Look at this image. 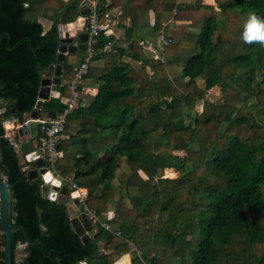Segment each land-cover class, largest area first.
Here are the masks:
<instances>
[{"label": "trees", "instance_id": "16d2710c", "mask_svg": "<svg viewBox=\"0 0 264 264\" xmlns=\"http://www.w3.org/2000/svg\"><path fill=\"white\" fill-rule=\"evenodd\" d=\"M110 1L108 7H98L104 11L121 7L120 22L128 18L131 23L126 47L114 46V52L92 60L84 79L92 80L96 94L68 116L63 135L71 123L78 126L77 133L61 140V157L54 166L58 176L91 192L86 205L102 220L108 206H114L112 218L104 221L120 236L98 227L97 236L83 244L71 228L66 206L41 197L40 178L27 180L18 156L2 138L1 127L2 118L23 121L34 108L41 72L57 64L60 14L65 23L77 19L76 0H0V110L5 111L0 115V178L11 187L8 225L21 227L35 243L26 245L21 232L13 230L11 264H115L130 253L128 243L142 251V261L148 264H264V225L255 221L264 219V45L245 43L241 36L250 13L264 17V0H213L215 7L201 0L179 5L174 20L185 36L164 48L169 57L165 63L144 58L137 43L158 29L138 19L149 11L155 16L170 12L176 0ZM46 11L56 18L44 32L38 19ZM111 39L99 36L95 48ZM85 55L82 50L65 57L63 82L54 88L57 96L43 102L40 118L63 110L67 84ZM125 58L140 65L139 70ZM228 63L243 70V101L231 98L222 105L204 101L207 91L214 87L224 91L234 79ZM167 67L179 68L181 79L187 81L163 76ZM196 80L203 81V89L196 88ZM249 99L254 100L253 117L263 118L261 123L250 122L245 115ZM180 101L189 113L203 101L191 126L184 123ZM188 135L201 139L199 150L175 158L172 152L189 151ZM93 136L99 137L95 153L89 142ZM187 162L191 168L186 171ZM123 164L129 173L116 177ZM166 170L178 175H159ZM156 198L165 201L162 213L173 211L163 230L154 213ZM237 239L243 245L233 253ZM4 241L0 225V264H4ZM18 245H24L19 262ZM157 245L163 247V255L148 257L144 250ZM249 247L260 251L251 254ZM144 263L133 253L129 264Z\"/></svg>", "mask_w": 264, "mask_h": 264}, {"label": "built area", "instance_id": "2783aa9c", "mask_svg": "<svg viewBox=\"0 0 264 264\" xmlns=\"http://www.w3.org/2000/svg\"><path fill=\"white\" fill-rule=\"evenodd\" d=\"M121 13H114L111 10H100L97 2L91 1L88 8V12L79 16L77 19L82 23L75 29V36L78 33H86L87 48L85 50V57L79 66L76 67L72 79L67 84L68 96L61 100L64 108L60 113L55 116H49L46 118H38L35 123L37 126L36 136L33 138V148L38 150L40 158L44 162V167L47 171L51 172L53 178H57L62 183L68 184V200L78 205L80 213L86 216L90 223L91 233H95L96 229L100 227L102 230L108 232L111 236L119 237L120 233L112 231L109 225L97 216L92 210L88 209L86 205L88 191L84 189H78L71 182L70 179L61 178L54 170V166L58 159L61 157V152L58 151V146L62 140L63 132L66 126L67 118L73 112H75L79 106H81V96L83 93V80L88 73L89 66L96 55L103 53L114 52V46L117 41L123 42L125 36H118L114 34V30L119 25ZM128 19V18H127ZM99 36L105 38H112L108 40L101 48L96 47V39ZM76 44L78 41L75 39ZM173 40L169 37H165L163 32H157L153 40L141 39L138 41L137 46L141 48L144 58L151 61H158L165 63L164 48L168 44H172ZM126 44V43H125ZM4 110H0V115L4 114ZM30 122L29 117H25L23 121H20L17 117L12 116L1 119V127L3 129L2 138L7 141L8 145L14 150L18 157H21L23 162L22 171L27 173V164L24 156L20 152V139L18 137L19 129H26ZM5 182V178L1 177ZM75 194V195H74ZM22 249L24 245H18ZM130 252L136 253L139 260L142 261V253L138 252L132 243H128Z\"/></svg>", "mask_w": 264, "mask_h": 264}, {"label": "water", "instance_id": "95a60500", "mask_svg": "<svg viewBox=\"0 0 264 264\" xmlns=\"http://www.w3.org/2000/svg\"><path fill=\"white\" fill-rule=\"evenodd\" d=\"M87 13V12H86ZM83 14V13H82ZM78 19L73 22L65 23L64 14L60 15L59 24L57 26V33L59 45L57 48L56 62L57 64L51 65L47 71H42V80L38 91L37 102L31 112L28 114L30 122L26 129L18 130V137L20 139V152L24 156L27 164V180H36L38 178L42 181L41 197L48 199L58 204H64L70 218V225L73 232L80 237L83 244H87L91 238H95L97 234L89 235L91 232L90 223L86 216L79 215L76 206L73 202L68 200V190L61 186V182L57 178H53L51 172L47 171L44 167V162L40 158L38 150L33 148L30 139L36 136V123L35 121L40 117V109L43 102L49 101L51 87L61 85V64L64 62L65 55H74L77 51H85L87 48V34L78 33L75 36V29L70 27L73 23H77ZM75 39L78 44L74 43ZM46 73L52 76L47 77ZM83 104L81 103V106ZM28 138V139H26ZM46 174H49V181H46ZM11 187L0 178V225L3 229L5 236L4 241V264H11V232L19 230L26 240V245L33 246L35 243H30L27 239L23 229L19 226H9L7 222L8 215L11 212L12 200L10 195ZM91 192H88L87 198L89 199Z\"/></svg>", "mask_w": 264, "mask_h": 264}, {"label": "rangeland", "instance_id": "374dc122", "mask_svg": "<svg viewBox=\"0 0 264 264\" xmlns=\"http://www.w3.org/2000/svg\"><path fill=\"white\" fill-rule=\"evenodd\" d=\"M195 0H181V4H193ZM202 4L206 5V6H213L215 7V4H214V1L213 0H201ZM211 3V4H209ZM213 3V5H212ZM151 12V11H150ZM176 12V10H175ZM169 19H172L171 17H169ZM168 19V20H169ZM168 26L165 28L167 29ZM174 31L177 32V33H170V36L171 39L173 40V42L175 41H178V42H181L183 41L184 39V36H185V33L182 31V30H179L177 28V25H176V28H174ZM191 31V30H190ZM231 55V54H229ZM165 60H167V58H169L167 55H165ZM127 62V61H126ZM130 63V62H128ZM135 69L139 70V67L140 65H138L137 63H133L131 64ZM228 72H230L231 70L230 69H234L235 73H234V79L233 80H229L226 84V87H225V90L224 91H220L218 88L214 87L212 89H210L209 91H207L204 95V101L210 103V104H214V105H222L226 100L228 99H231V98H235L237 99L238 101H243L246 93L243 91V83H242V80H243V70H239V69H235L232 65H230L228 63ZM260 74L261 73H258L257 74V78H256V83H260L262 78L260 77ZM165 77H167L169 80L172 79V78H175L177 79L178 81L184 83L186 82L184 79H181V76H180V69L177 68V67H167L165 69V74L163 75ZM161 77V76H160ZM84 82V80H83ZM262 88H264V85H261ZM196 88L197 89H203L204 88V83L202 80H196ZM179 93H181V91L179 90ZM150 100H153V99H150ZM202 104H203V101H198L196 102L195 104V108L193 111H191V113H189V110L187 109V106L184 104V103H181L180 101V106H181V112L184 114L185 119H184V123L185 125L187 126H191L192 125V118L194 117V115L196 113H200L201 110H202ZM248 111L245 113V115L248 117V119L250 120V122H257V123H261L263 121V118H255L253 116H255L254 112L255 110L252 108L254 106V100L252 99H249L248 100ZM188 141H189V144H190V149L189 151L188 150H184V151H178V152H172L173 156H175V158L177 159H182V158H186L189 154L190 151L192 152H196L199 150V144H200V138L198 136H191V135H188L187 137ZM33 143H34V140H33ZM19 158V162L20 164L23 162V160L21 159V157H18ZM171 163H173V165L175 164L176 165V160H171ZM191 168V163L187 162L185 164V170L187 171L188 169ZM122 173H125V172H122ZM129 173V170L127 171V173L125 174H128ZM159 175L161 176H167V178H174L178 175V173H174L173 170H166V172H160ZM166 178V177H165ZM68 189V187H67ZM263 192H264V189H263ZM131 195L134 196L136 195V193L134 191L131 190ZM153 202H155V207H154V213H155V217L159 220L158 222V226H159V229L160 230H163L165 227L163 226L164 225V221H166L167 219H169V217L173 214V211L171 212H168V213H162L160 211L162 205H163V202L164 199H161V198H156L153 200ZM127 204V207H130L131 205L128 203ZM79 207V206H78ZM251 219H255L254 217L250 216ZM156 219V220H157ZM256 222H258L259 224L261 225H264V219H257L255 220ZM144 227L142 226V229ZM141 229V230H142ZM159 243L161 245H163V241L160 240ZM238 245H243V242H242V239H237L235 240V243L233 244L232 246V249L231 251L233 253H235V247L238 246ZM158 247H150L151 249L149 250V252H147V254L152 257L154 256V252L155 250L157 249H162L163 250V247H161L160 245H157ZM0 250H1V247H0ZM249 250L251 254H254V255H257L259 253L260 250H258L257 248H251L249 247ZM139 252H142V251H139ZM163 253H164V250H163ZM163 253L160 255V254H157L159 256H162ZM23 256V252H22V248L17 246L16 247V251H15V260L17 262H19L21 260ZM159 256H156L155 257H159ZM144 264H148L147 262L144 263ZM165 264H175L174 261L172 262H169L167 263L165 261Z\"/></svg>", "mask_w": 264, "mask_h": 264}, {"label": "crops", "instance_id": "0c3cea01", "mask_svg": "<svg viewBox=\"0 0 264 264\" xmlns=\"http://www.w3.org/2000/svg\"><path fill=\"white\" fill-rule=\"evenodd\" d=\"M60 1L63 2V3H66V2H69L70 0H60ZM91 1H94V0H76V5H77L76 6V10H75L76 14L79 15V16H82L83 14H86V12H88V8L90 6V2ZM95 1L97 2L98 6L99 5H104V6H107V7H108V5L111 2L110 0H95ZM181 3H182L181 0H176V5H174V7L170 10V12L168 11V12L161 13V14L155 16L152 12L149 11L147 13L146 17L144 15L140 16V20L138 19L139 23L146 24V25L149 26V28L154 27V28L158 29L156 32H154L152 34L150 40H153L155 38V34L157 32H163L165 37H169L170 33H177V32L174 31V28H176V25L178 24L174 20V16H175V13H176L175 10H176V8L179 5H188V6L190 5V4H181ZM209 4H211V3H209ZM212 5H213V3H212ZM110 10L112 12H114V13H118V12L121 13V7L120 6L115 7L113 9H110ZM169 17H171L172 19H169ZM55 18H56V16H55V14L53 12L46 11L44 13V15L38 19V21L42 25V29H43L44 32H46L51 27V25H52L53 21L55 20ZM130 26H131L130 20L126 18L123 21L119 22L118 27L116 28V30H114V34H116V35H118L120 37L121 36H125L126 30L130 29ZM167 26H168V28L165 29ZM115 44L118 47H123V48L126 47V44L123 43V42H120V41H117ZM66 56L67 55H65V57ZM124 60L127 61V62H130V64L136 63L135 61H131V59H128V58H125ZM51 76L52 75L50 74L48 77H51ZM62 82H63V80L61 78V83ZM82 85H83L84 90H83L81 98H82V104L85 105L86 104L85 100L87 98H92L96 94V88H95L94 85H92V80L91 79H86V80L84 79V82H83ZM54 88L55 87H51V93H50V97L51 98L52 97L55 98L57 96V92L55 91ZM77 128H78L77 125L72 124V123L69 124L68 128H67L68 131L65 132V134L62 137V140L67 139L69 135H72V136L75 135L77 133ZM26 139H28V138H26ZM30 141L33 143V139H30ZM98 141H99V137L98 136H93L92 139L89 140V142L92 145V150H93L94 153L98 151ZM127 171H128L127 166L125 164H123L121 169L117 171L116 177L119 176V174L122 173V172L127 173ZM139 173H140L141 177H145L141 172H139ZM114 185L115 186L118 185L116 180L114 181ZM61 186H63L65 188V186H68V184L67 183H62ZM126 203H128V202H126ZM75 206H76V209L78 211V214L82 215L80 213V208L78 207V205L75 204ZM113 210H114V206L110 204L108 206V208H107V213L104 215V220H110L112 218ZM150 249L151 248H147L144 251L149 252ZM133 253L134 252H130V253L126 254V255L121 256L120 259L115 264H129ZM162 253H163L162 249H157L154 252V254L156 256H159L157 254L161 255ZM147 256L150 257L148 254H147Z\"/></svg>", "mask_w": 264, "mask_h": 264}, {"label": "clouds", "instance_id": "9594fccd", "mask_svg": "<svg viewBox=\"0 0 264 264\" xmlns=\"http://www.w3.org/2000/svg\"><path fill=\"white\" fill-rule=\"evenodd\" d=\"M241 36L245 43L259 42L264 45V17L258 16L254 12L250 13Z\"/></svg>", "mask_w": 264, "mask_h": 264}, {"label": "bare ground", "instance_id": "6f19581e", "mask_svg": "<svg viewBox=\"0 0 264 264\" xmlns=\"http://www.w3.org/2000/svg\"><path fill=\"white\" fill-rule=\"evenodd\" d=\"M81 23H82V21L78 20L77 23H75V24L73 23L72 25H70V27L77 28L80 26ZM45 178H46V181H49V174H46Z\"/></svg>", "mask_w": 264, "mask_h": 264}]
</instances>
